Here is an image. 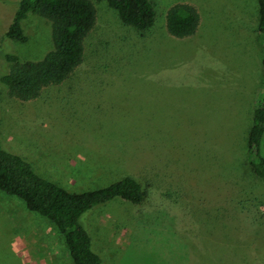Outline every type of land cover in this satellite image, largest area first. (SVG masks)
Listing matches in <instances>:
<instances>
[{
    "label": "rangeland",
    "instance_id": "374dc122",
    "mask_svg": "<svg viewBox=\"0 0 264 264\" xmlns=\"http://www.w3.org/2000/svg\"><path fill=\"white\" fill-rule=\"evenodd\" d=\"M11 1L0 3V77L8 53L40 60L54 48L40 15L23 23L27 42L6 37ZM153 2L156 22L141 33L94 1L83 63L38 98L11 97L0 82V139L64 185L76 175L82 190L129 174L141 181L144 203L115 198L82 217L103 264H264V179L248 148L264 92L258 0ZM179 2L201 14L191 37L166 29ZM0 264L75 263L54 223L0 191Z\"/></svg>",
    "mask_w": 264,
    "mask_h": 264
},
{
    "label": "trees",
    "instance_id": "16d2710c",
    "mask_svg": "<svg viewBox=\"0 0 264 264\" xmlns=\"http://www.w3.org/2000/svg\"><path fill=\"white\" fill-rule=\"evenodd\" d=\"M3 1L0 0V3ZM14 1L9 4L14 8L13 22L6 32V37L21 43L27 42L28 36L23 23L35 14L50 21L54 44V48L40 60H26L12 52L6 55L5 61L10 68L1 75L0 82L8 89L11 97L22 101L36 99L46 88L62 85L83 63L86 39L95 28L98 18V9L94 1H106L110 8L117 11L122 23L141 33L149 32L153 28L157 16L153 0ZM258 4L257 33L264 48V0H258ZM200 24L201 14L191 3L179 2L168 10L166 29L176 38L195 35ZM262 64L264 72V58ZM263 137L264 92L255 108L248 139L249 165L262 179H264V156L261 151ZM83 155L88 157L85 153ZM87 160L94 162L93 167L96 169L105 166L104 163L90 157ZM63 170L69 172L66 171V167ZM106 171L110 169L98 171V175ZM72 172L75 174L73 169ZM75 177L78 186L64 185L42 175L33 163L9 151L0 139V191L22 199L29 210L54 223L63 235L75 264H103L104 258L94 250L93 239L82 223V217L94 207L115 198L127 200L135 205L142 204L147 198V192L141 181L133 174L91 190L75 188L80 184L85 185L79 176Z\"/></svg>",
    "mask_w": 264,
    "mask_h": 264
}]
</instances>
